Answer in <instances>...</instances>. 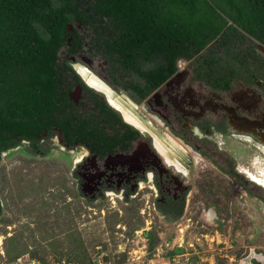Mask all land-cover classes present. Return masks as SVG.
I'll use <instances>...</instances> for the list:
<instances>
[{
    "label": "flooded vegetation",
    "instance_id": "flooded-vegetation-1",
    "mask_svg": "<svg viewBox=\"0 0 264 264\" xmlns=\"http://www.w3.org/2000/svg\"><path fill=\"white\" fill-rule=\"evenodd\" d=\"M105 37L77 18L69 22L55 61L65 81L55 95L58 106L23 133L10 135L2 125L0 227L9 229L11 222L7 180L15 174L9 166L14 159L56 167L51 174L67 180L64 205L70 209L78 201L87 211L114 196L127 207L144 204L166 225L184 222L196 209L201 216L214 210L216 218L208 211L206 216L216 223L222 215L218 176L209 168L195 172L198 160L216 167L264 209V42L253 39L257 44L247 53L240 50L243 57L235 61L223 53L216 60L203 53L180 59L184 67L150 89L152 79L141 73L152 71V63L105 57L113 46ZM90 77L102 86L94 87ZM231 142L257 153L252 169L236 168L224 148ZM149 231L145 236L152 242L155 229ZM241 264H264V253L250 250Z\"/></svg>",
    "mask_w": 264,
    "mask_h": 264
},
{
    "label": "rangeland",
    "instance_id": "rangeland-1",
    "mask_svg": "<svg viewBox=\"0 0 264 264\" xmlns=\"http://www.w3.org/2000/svg\"><path fill=\"white\" fill-rule=\"evenodd\" d=\"M241 38L236 51L247 53L249 45L257 44L243 33ZM260 46L264 48V43ZM184 64L180 61V69ZM224 148L232 154L238 170L253 168L257 155L253 149L242 142L227 143ZM198 162L195 172L209 168L218 176L216 191L222 215L216 223L206 216L207 209L202 216L196 209L184 222L179 219L166 225L144 204L127 207L114 196L113 200L91 203L87 211L78 208V201L70 209L64 205L67 180L51 174L58 171L56 167L44 163L31 167L11 160L10 171L15 174L7 180V191L12 217L9 229L0 227V264H85L96 260L101 264H241L250 250L264 253V209L216 167ZM4 181L0 179L1 195ZM209 213L216 218L214 210ZM152 227L151 242L145 234L151 233Z\"/></svg>",
    "mask_w": 264,
    "mask_h": 264
},
{
    "label": "trees",
    "instance_id": "trees-1",
    "mask_svg": "<svg viewBox=\"0 0 264 264\" xmlns=\"http://www.w3.org/2000/svg\"><path fill=\"white\" fill-rule=\"evenodd\" d=\"M76 18L113 45L105 57L152 63L141 73L150 89L177 72L180 59L243 57L242 33L264 42V0H0V140L2 125L23 133L58 106L65 81L55 61Z\"/></svg>",
    "mask_w": 264,
    "mask_h": 264
},
{
    "label": "bare ground",
    "instance_id": "bare-ground-1",
    "mask_svg": "<svg viewBox=\"0 0 264 264\" xmlns=\"http://www.w3.org/2000/svg\"><path fill=\"white\" fill-rule=\"evenodd\" d=\"M82 71H83L82 74L85 75L86 71H85L84 69H82ZM88 80H89V79H88ZM89 81H90V83H91L94 87H96V88L99 87V84H100V83H99L98 80H95L94 78H91V77H90V80H89ZM98 83H99V84H98ZM100 85H101V84H100ZM101 86H102V85H101Z\"/></svg>",
    "mask_w": 264,
    "mask_h": 264
},
{
    "label": "built area",
    "instance_id": "built-area-1",
    "mask_svg": "<svg viewBox=\"0 0 264 264\" xmlns=\"http://www.w3.org/2000/svg\"><path fill=\"white\" fill-rule=\"evenodd\" d=\"M178 65H179L178 67L180 69V62L178 63ZM96 262H97V264H101V262L99 260H97Z\"/></svg>",
    "mask_w": 264,
    "mask_h": 264
}]
</instances>
